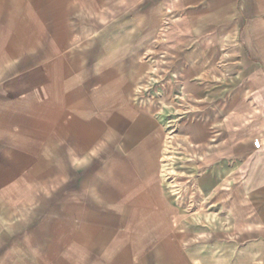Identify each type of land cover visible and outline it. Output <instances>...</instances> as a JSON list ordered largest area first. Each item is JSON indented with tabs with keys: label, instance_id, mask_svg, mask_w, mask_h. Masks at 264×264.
<instances>
[{
	"label": "crops",
	"instance_id": "obj_1",
	"mask_svg": "<svg viewBox=\"0 0 264 264\" xmlns=\"http://www.w3.org/2000/svg\"><path fill=\"white\" fill-rule=\"evenodd\" d=\"M254 262L264 0H0V264Z\"/></svg>",
	"mask_w": 264,
	"mask_h": 264
},
{
	"label": "rangeland",
	"instance_id": "obj_2",
	"mask_svg": "<svg viewBox=\"0 0 264 264\" xmlns=\"http://www.w3.org/2000/svg\"><path fill=\"white\" fill-rule=\"evenodd\" d=\"M155 83L156 82H151L148 86H146L144 89H142V92L144 91V92H148V93H150L152 96H156L157 95V92L155 91ZM228 87H229V85H228ZM176 122V117H174L173 118V120H172V123L169 125V134H172V132L175 130V125H173L174 123ZM257 143H259V141H257ZM173 151H175V149H173L171 146H169V147H166V149H165V152H167V153H171V152H173ZM259 262H254V264H258Z\"/></svg>",
	"mask_w": 264,
	"mask_h": 264
}]
</instances>
